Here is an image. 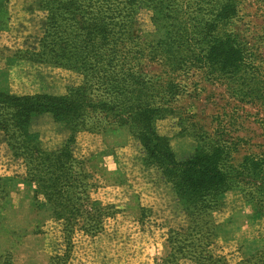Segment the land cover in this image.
Here are the masks:
<instances>
[{
	"label": "trees",
	"instance_id": "obj_1",
	"mask_svg": "<svg viewBox=\"0 0 264 264\" xmlns=\"http://www.w3.org/2000/svg\"><path fill=\"white\" fill-rule=\"evenodd\" d=\"M212 2L39 0L38 8L46 14L43 33L18 55L65 69L79 83L67 86L60 96L0 91V134L12 157L22 161L25 179L35 186L34 198L44 199L60 226L64 248L48 264H71L74 234L95 237L115 215L113 206H99L89 197L95 185L75 153L78 132L127 129L142 149L144 164L156 168L174 195L187 226L168 231L169 252L157 264H178L186 258L196 264H227L209 250L216 227L207 217L220 208L219 197L240 183L246 200L264 209V159L246 157L231 175L224 168L228 155L221 145L200 146L177 158L168 138L155 129L157 121L171 114L169 103L179 93L168 73L191 68H208L210 75L239 72L243 54L234 36L217 33L219 25L236 16L238 3L220 0L212 8ZM141 10L151 11L153 33L140 34L136 28ZM152 62H161L166 71L151 74ZM46 114L70 132L54 150L42 147L34 129ZM1 183L0 198L5 195ZM239 264H264V248Z\"/></svg>",
	"mask_w": 264,
	"mask_h": 264
},
{
	"label": "rangeland",
	"instance_id": "obj_2",
	"mask_svg": "<svg viewBox=\"0 0 264 264\" xmlns=\"http://www.w3.org/2000/svg\"><path fill=\"white\" fill-rule=\"evenodd\" d=\"M236 2V16L219 25L217 33L234 36L243 54L239 72L210 75L208 68H191L168 73L179 93L169 103L171 114L155 124L177 158L193 154L200 146L224 147L228 155L224 168L231 175L246 157L264 159V0ZM38 3L0 0V91L11 95L29 94L46 85L60 96L67 86L79 83V77L65 69L19 57V51L43 33L46 14ZM136 26L140 34L153 33L151 11L141 10ZM20 61L51 67L19 71L14 65ZM149 70L151 74L166 71L161 62H152ZM34 129L48 150L61 147L70 136L50 116L37 121ZM74 149L95 185L89 197L99 206H113L115 215L105 220L103 231L95 237L74 234L71 264L160 262L169 252L168 231L186 228L187 218L156 168L144 164L137 141L127 129L112 127L102 133H76ZM0 179L5 188L0 198V264H48L64 248L60 226L44 199L34 198V185L25 179L22 161L12 157L2 134ZM241 189L240 183L221 195L220 208L207 217L216 227L209 250L227 264L244 262L264 248V209L246 200ZM178 264L196 263L186 258Z\"/></svg>",
	"mask_w": 264,
	"mask_h": 264
},
{
	"label": "crops",
	"instance_id": "obj_3",
	"mask_svg": "<svg viewBox=\"0 0 264 264\" xmlns=\"http://www.w3.org/2000/svg\"><path fill=\"white\" fill-rule=\"evenodd\" d=\"M28 65H26L24 62H17V63H15V65H14V67L15 68H17V70H19V71H22L21 69H27V68H29V69H31V70H36V71H39L40 69H46V68H48V69H50L49 67H51V66H48V65H45V66H43V65H33V64H31V63H27ZM30 64V65H29ZM24 65H26V66H24ZM50 90L47 88V86L46 85H44L43 87H40V88H37L34 92H30L29 94H26V93H22V94H17L18 96H22V95H33V94H36V93H45V94H50V95H56V94H53V93H51V92H49ZM62 93H58L57 95H61ZM16 95V96H17ZM45 116H50V115H43V116H41L39 119H38V123H39V121L41 120V119H43V117H45ZM51 117V116H50ZM22 172H24V170H22ZM33 188L35 189V186H33ZM166 190H168L169 192H170V190L169 189H166ZM168 192V193H169ZM170 194V193H169Z\"/></svg>",
	"mask_w": 264,
	"mask_h": 264
}]
</instances>
